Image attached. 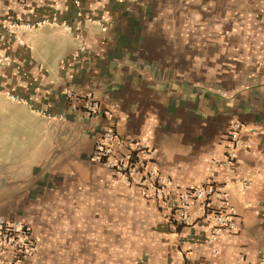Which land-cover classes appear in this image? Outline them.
Returning a JSON list of instances; mask_svg holds the SVG:
<instances>
[{"label": "crops", "instance_id": "0c3cea01", "mask_svg": "<svg viewBox=\"0 0 264 264\" xmlns=\"http://www.w3.org/2000/svg\"><path fill=\"white\" fill-rule=\"evenodd\" d=\"M86 93L114 118L88 116ZM112 127L149 138L174 187L213 172L238 229L213 239L197 204L174 229L92 159ZM0 214L33 226L32 264L264 263V0H0Z\"/></svg>", "mask_w": 264, "mask_h": 264}, {"label": "built area", "instance_id": "2783aa9c", "mask_svg": "<svg viewBox=\"0 0 264 264\" xmlns=\"http://www.w3.org/2000/svg\"><path fill=\"white\" fill-rule=\"evenodd\" d=\"M76 37L81 41L80 48L75 52L78 55L85 47L81 34L77 33ZM69 94L78 96L73 91H69ZM82 97L86 98L84 104L88 116L102 111L108 118H114L113 111L103 108L91 93ZM243 143L242 122L233 120L223 157V164L232 172L236 168L237 149ZM156 152L149 138L129 141L112 127L97 138L92 159L113 169L119 180L139 186L146 196L156 197L166 203L174 229L189 225L199 214L207 213L212 214L216 221L213 239L229 230L238 229L235 207L230 201L229 193L213 172L205 182L194 187H174L171 178L160 170L155 160ZM196 204L199 214L192 210ZM38 250V237L29 222L0 214V264H32V258ZM214 253L217 254L218 250H214Z\"/></svg>", "mask_w": 264, "mask_h": 264}]
</instances>
